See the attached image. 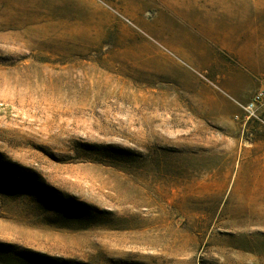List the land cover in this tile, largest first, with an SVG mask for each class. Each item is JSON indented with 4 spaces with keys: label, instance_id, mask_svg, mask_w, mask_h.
<instances>
[{
    "label": "rangeland",
    "instance_id": "rangeland-1",
    "mask_svg": "<svg viewBox=\"0 0 264 264\" xmlns=\"http://www.w3.org/2000/svg\"><path fill=\"white\" fill-rule=\"evenodd\" d=\"M262 86L264 0H0V264H264Z\"/></svg>",
    "mask_w": 264,
    "mask_h": 264
},
{
    "label": "built area",
    "instance_id": "built-area-1",
    "mask_svg": "<svg viewBox=\"0 0 264 264\" xmlns=\"http://www.w3.org/2000/svg\"><path fill=\"white\" fill-rule=\"evenodd\" d=\"M244 118L264 125V86L257 89L246 103H239ZM239 118V115L236 116Z\"/></svg>",
    "mask_w": 264,
    "mask_h": 264
},
{
    "label": "trees",
    "instance_id": "trees-1",
    "mask_svg": "<svg viewBox=\"0 0 264 264\" xmlns=\"http://www.w3.org/2000/svg\"><path fill=\"white\" fill-rule=\"evenodd\" d=\"M16 171H22V170H20V168H18V166H16L15 164L12 165V164L5 163L0 157V177H2L5 180H13V181L16 180L17 181L16 177L9 175V173H14ZM56 199H59V198H56ZM75 206L79 207L81 210L86 208L84 204H79V203H75ZM44 262L46 264H72L67 260L62 261L61 263H58L57 260L51 257H49V261L45 260Z\"/></svg>",
    "mask_w": 264,
    "mask_h": 264
}]
</instances>
